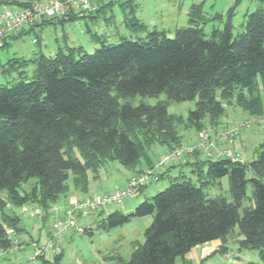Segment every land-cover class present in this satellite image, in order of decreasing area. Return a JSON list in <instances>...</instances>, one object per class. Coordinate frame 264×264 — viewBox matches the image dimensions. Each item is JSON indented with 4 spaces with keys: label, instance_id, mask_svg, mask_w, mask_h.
I'll use <instances>...</instances> for the list:
<instances>
[{
    "label": "trees",
    "instance_id": "trees-1",
    "mask_svg": "<svg viewBox=\"0 0 264 264\" xmlns=\"http://www.w3.org/2000/svg\"><path fill=\"white\" fill-rule=\"evenodd\" d=\"M240 1L235 0L230 16ZM261 1L262 6L248 14L243 31L237 35L229 19L223 29L214 28L209 38L196 24L177 28L173 37L165 30L154 29L145 39L124 38L114 45L102 42L93 53L84 52L82 46L66 45L53 55L40 52L32 59H9L5 71H17L18 78L10 85L0 84V251L14 246L8 229L20 230L19 215L6 211L10 203L17 207L29 202L39 204L47 216L52 205L70 191V176L75 189L88 192V172L98 178L106 161H119L137 174L155 163L148 154L153 145L166 146L167 151L181 147L183 136L178 126L184 118L168 111L171 102L196 100L187 127L197 130L204 129L206 123L218 127L225 104L232 100L251 115L261 116ZM33 2L20 0L16 5L28 7ZM96 2L99 5L103 0ZM60 17L77 20L83 15L70 12ZM132 18L136 25L145 26ZM200 18H205L202 4H193L189 20ZM7 45L6 40L4 47ZM30 62L31 72L27 70ZM161 93L167 98L154 105L120 102L137 94ZM141 159L146 162L145 168L140 166ZM192 164L198 182L184 179L181 173L133 211L115 210L96 221V229H110L136 216L153 217L144 242L133 241L130 259L119 258L114 264H187L186 253L216 239L222 241L220 250L225 252L236 225L243 236L239 249H255L260 254L261 261L249 264H264V141L249 162L207 157ZM247 170L254 176L249 178ZM226 176L231 199L222 194L208 197L205 188L220 185V179ZM248 184L252 186L251 196ZM4 189L7 197L2 196ZM246 199L250 204L244 206ZM61 256L57 254L56 259Z\"/></svg>",
    "mask_w": 264,
    "mask_h": 264
},
{
    "label": "rangeland",
    "instance_id": "rangeland-1",
    "mask_svg": "<svg viewBox=\"0 0 264 264\" xmlns=\"http://www.w3.org/2000/svg\"><path fill=\"white\" fill-rule=\"evenodd\" d=\"M16 1L20 2V0H0V13L8 8H19L16 5ZM110 1L103 0L100 3L99 10L94 12L93 16H90L89 13H82L83 17H79L77 20H62L60 16L55 17L51 22L39 25L36 31H24L20 36L10 38L8 45L0 48V84L10 85L18 78L17 71H5L8 67L7 62L9 59L20 57L32 59L40 52L54 54L53 52H56L60 46H82L84 52L93 53L97 48L101 47L102 42L114 45L120 43L124 38L132 40L145 39L148 32L154 29L165 30L167 36L173 37L177 28L196 24L203 27L206 37L209 38L214 28L223 29L229 19L233 25L234 35H237L243 31L248 14L260 8L263 3L261 0H241L235 7L233 15L230 16L229 10L234 6L235 0H113V3L109 4ZM193 4H202L204 19L200 18L195 22H190V11ZM133 16L145 26L136 25L137 22L133 20ZM93 35H97V37ZM36 38L38 40L34 41ZM76 57L78 58L79 55L76 54ZM27 70L30 72L33 70V63L30 62ZM166 98L165 93L156 96L137 94L122 98L120 102L122 104L129 102L133 105H139L140 103L154 105ZM195 107L196 100L171 102L168 105L170 113L184 118V122H181L178 126V130L183 136V147H197L200 141V133H203V131L211 129L212 132L217 134L219 130H224L226 127L234 125L238 127L236 138L233 142L223 141L220 145L232 151H240L243 161L249 162L257 156L260 145L264 141V124L251 122L240 126L253 120L255 118L254 115L245 111L235 100H232L225 104L226 111L218 127H213L206 123L207 126L204 129L197 130L194 126L187 127L189 111ZM259 117H264V111ZM236 140L235 147H232ZM164 150H166V146L155 144L148 154L153 161H156L159 154ZM200 152L202 153V159H204L205 153ZM188 154L190 153H185L182 158ZM171 164V162L167 164V167L172 166ZM140 166L143 168L147 166L144 159H141ZM88 173L89 192L106 193L116 189V187L123 188L126 186L128 176H133L136 170L114 160L104 163L98 178L94 177L92 171ZM181 173L185 176L184 179L189 178L193 182H198L197 173L193 172L191 164H186L183 168L171 167L169 171H166L164 177L157 180L151 179L150 183L142 191L125 197L119 204L109 205L106 207L105 212L110 213L115 210H122L125 213H129L133 211L139 203L164 190L169 186L170 181ZM247 176L250 178L254 174L252 171L247 170ZM220 181V185L211 184L205 188L208 197L222 194L230 200L228 177H223ZM68 182L70 185L69 193L62 196L52 205L50 213L45 219L39 217L31 218L27 212L23 211V208H32L39 204L35 205L29 202L17 207L10 203L6 211L12 214L14 211L21 217V227L23 229L15 235L19 245L15 244L8 250L0 251V264H114L119 258L125 261L130 259L134 250L133 241L144 242L145 230L152 223V215L136 216L129 222L110 229H94L92 234L88 232L79 233L75 229H70L63 234L56 233L53 223L57 218H62L64 215L57 213L55 210L58 207L65 206L70 197L76 193L72 176H70ZM29 187L28 185L27 188ZM247 193L249 196L252 195L251 184H248ZM2 196L7 197L6 189L2 191ZM249 204V200L246 199L244 206ZM124 207L132 209L128 210ZM240 212L241 214L243 213L242 208ZM94 218L97 217H79L77 222L84 226ZM54 238L57 240L55 248H57L58 253L62 254L59 260L56 259L52 251L53 248L49 247L50 242ZM242 238L239 226L236 225L229 234L227 241L230 249L229 253L232 256L231 261H228L225 256L223 257L221 253L215 252L216 245L222 243L220 239L213 240L208 245L200 244L193 247L186 253L185 260L187 262L190 260V264H249L252 261H261L257 250L239 249V240ZM37 250L41 251L40 256H36L35 252ZM206 250L212 251V253L209 251L205 253ZM178 264L182 263L178 262Z\"/></svg>",
    "mask_w": 264,
    "mask_h": 264
},
{
    "label": "built area",
    "instance_id": "built-area-1",
    "mask_svg": "<svg viewBox=\"0 0 264 264\" xmlns=\"http://www.w3.org/2000/svg\"><path fill=\"white\" fill-rule=\"evenodd\" d=\"M97 6L96 0H45L34 1L28 7L5 9L0 13V48L4 47L6 40L8 41L26 29H37L46 19L63 16L70 12L92 13L97 9ZM34 41H37V39H34ZM251 122L264 124V117H255L253 120L240 126ZM237 133L238 127L234 125L228 126L224 130H219L217 134L212 132L211 129L203 131V133H200V141L197 147L182 146L162 153L152 167L131 176L123 188H116L106 193H91L82 199L74 200L66 211L65 216L57 218L53 223L55 232L63 234L70 229H75L79 233H84L96 229L97 224L95 220L83 226L78 224L77 219L79 217H96L109 205L121 203L125 197L134 195L141 187L148 185L151 179H159L160 173L166 165L172 161L179 160L185 153H193L195 150H200L208 158L231 157L242 160L240 151H232L220 145L223 141L233 142ZM23 211L27 212L31 218H44L46 216L45 209L40 205L32 208H23ZM15 235L13 230L8 229V237L14 240V245L17 244ZM56 242L57 240L53 239L49 247H54ZM35 254L36 256H40L41 251L37 250ZM225 257L228 261L232 260L230 253H227Z\"/></svg>",
    "mask_w": 264,
    "mask_h": 264
},
{
    "label": "crops",
    "instance_id": "crops-1",
    "mask_svg": "<svg viewBox=\"0 0 264 264\" xmlns=\"http://www.w3.org/2000/svg\"><path fill=\"white\" fill-rule=\"evenodd\" d=\"M102 3V2H101ZM100 5V4H99ZM98 5V6H99ZM30 30H32V29H26L25 31H30ZM33 31H36V29H34ZM13 38V37H12ZM9 41V40H8ZM57 51V50H56ZM54 54L56 53V52H53ZM50 55H53V54H50ZM236 143H237V140H236V142H235V144L232 146V147H235V145H236ZM167 150V149H166ZM166 150H164L163 152H165ZM163 152H161L160 154H159V156L163 153ZM202 153H198L197 155H194V154H188V155H185V157H183L182 159H180V160H178V161H174V162H172V166H170V167H167V165H166V167L163 169V171H161L162 172V174H164V176H165V173H166V171H169L170 170V168L171 167H178V168H183V166L184 165H186V164H191L192 166H193V168H194V165L192 164V163H194L195 161H200V160H205L207 157L203 154V156H205L204 157V159H202ZM156 160V159H155ZM161 174V173H160ZM164 176H161V178L162 177H164ZM131 176H128V178H127V180L130 178ZM160 179V178H159ZM74 186V185H73ZM117 188V187H116ZM76 190V193H74L71 197H70V200L68 201V203L65 205V206H62V207H58V208H56V210L55 211H57V213H62L64 216H65V213H66V211L68 210V208L71 206V203L74 201V200H76V199H82V198H84V197H86L88 194H91V193H93V192H89V190H88V192H83V191H79V190H77V189H75ZM113 190V189H112ZM112 190H110V191H112ZM69 193V192H68ZM81 193V195H79ZM36 205V204H35ZM125 208V207H124ZM51 209V208H50ZM122 209H123V207H122ZM125 209H132V208H125ZM131 211V210H130ZM13 213H16V212H14L13 211ZM49 213H50V210H49V212H48V214H47V216L46 217H44V219L45 218H47L48 217V215H49ZM17 214V213H16ZM108 214V212H105V210H103L101 213H99L96 217L97 218H94L93 220H95V221H97V220H99V219H101L102 217H105L106 215ZM20 217V216H19ZM18 227L20 228V230H22L23 228L21 227V217H20V221H19V223H18ZM9 229H11V230H13L14 232H15V234H17L18 232H16L13 228H9ZM55 239V238H54ZM221 241V240H220ZM222 242V241H221ZM57 244V243H56ZM56 244H55V246H56ZM208 244H211V241L210 242H207V243H204V245H208ZM221 245H222V243H218L217 245H216V248H215V252H218V253H221L222 255H223V257L226 255V253H229V251H230V249H229V247H228V245H227V247H228V250L227 251H225V252H222L221 250H220V247H221ZM55 246L54 247H50V248H53L52 249V251H53V253L55 254V256L57 255V254H59L58 253V251H57V248H55ZM207 248V247H206ZM209 250H206L205 251V253H207ZM210 252V251H209ZM210 253H212V251L210 252ZM190 261V260H189ZM187 262L186 261V263L187 264H190V262ZM179 262H181L182 264H183V262L182 261H179Z\"/></svg>",
    "mask_w": 264,
    "mask_h": 264
}]
</instances>
